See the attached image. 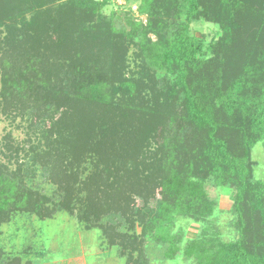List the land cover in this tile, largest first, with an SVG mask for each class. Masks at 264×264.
<instances>
[{"label":"trees","instance_id":"16d2710c","mask_svg":"<svg viewBox=\"0 0 264 264\" xmlns=\"http://www.w3.org/2000/svg\"><path fill=\"white\" fill-rule=\"evenodd\" d=\"M108 5L0 0V111L27 129L3 138L0 224L58 208L107 217L103 241L126 264H149L148 241L188 264H264L251 159L264 146V0H140L145 22L127 29ZM198 20L220 36L194 37ZM37 168L57 203L25 184ZM206 183L230 190L233 241L211 231ZM179 216L201 225L195 238L174 233Z\"/></svg>","mask_w":264,"mask_h":264},{"label":"rangeland","instance_id":"374dc122","mask_svg":"<svg viewBox=\"0 0 264 264\" xmlns=\"http://www.w3.org/2000/svg\"><path fill=\"white\" fill-rule=\"evenodd\" d=\"M104 1L109 3L104 13L108 16L111 12L116 14L113 19L116 28L127 29L126 19L145 22V16L138 12L140 0ZM190 33L209 42L220 36V29L215 24L198 20L191 24ZM133 69L136 70V67ZM25 126L24 121L18 118L12 120L0 111V150L3 138L8 134L16 142L23 143L27 138ZM251 159L255 163L254 178H264V146L261 143L251 150ZM0 162L8 163L1 154ZM9 167L15 168L12 165ZM25 182L27 187L58 202L59 194L55 193V187L45 179L39 168ZM205 191L214 207V214L207 219L211 231L218 233L223 242L233 241L236 232L231 226L230 190L206 183ZM156 204V201H151L150 207L156 208ZM104 221L107 217L69 214L58 208L48 219H39L29 213H11L3 217L0 224V264H126L123 252L104 243L99 229ZM175 223L174 233L178 236L182 228L184 240L195 238L201 231V225L188 217H176ZM135 232H140L139 226H136ZM165 251L166 248L156 247L148 241L149 264H188L182 252L170 258Z\"/></svg>","mask_w":264,"mask_h":264},{"label":"built area","instance_id":"2783aa9c","mask_svg":"<svg viewBox=\"0 0 264 264\" xmlns=\"http://www.w3.org/2000/svg\"><path fill=\"white\" fill-rule=\"evenodd\" d=\"M99 1H102V0H99Z\"/></svg>","mask_w":264,"mask_h":264}]
</instances>
